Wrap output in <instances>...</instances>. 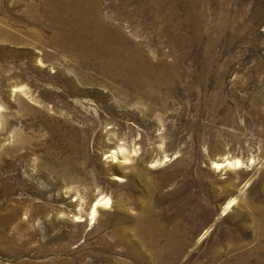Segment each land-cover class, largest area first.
Masks as SVG:
<instances>
[{
    "label": "rangeland",
    "instance_id": "rangeland-1",
    "mask_svg": "<svg viewBox=\"0 0 264 264\" xmlns=\"http://www.w3.org/2000/svg\"><path fill=\"white\" fill-rule=\"evenodd\" d=\"M0 264H264V0H0Z\"/></svg>",
    "mask_w": 264,
    "mask_h": 264
},
{
    "label": "bare ground",
    "instance_id": "bare-ground-1",
    "mask_svg": "<svg viewBox=\"0 0 264 264\" xmlns=\"http://www.w3.org/2000/svg\"><path fill=\"white\" fill-rule=\"evenodd\" d=\"M104 56V55H103ZM118 59L122 58L121 54H118L116 56ZM117 60L111 61L109 64H107V71H112L116 74L118 80L121 83H125L128 87H132L137 82H140V79L136 81L134 79V74H138V68L133 65V62L128 63L127 65L122 64ZM135 74V75H136ZM163 75V74H162ZM137 79V78H136ZM17 143L21 144L22 141H27V138L24 134H17ZM93 213H95V206L93 207ZM140 224V223H139ZM141 225V224H140ZM142 226V225H141ZM145 227V226H144ZM143 227V228H144ZM146 229V228H145ZM141 231V230H140ZM152 239V238H151ZM152 241V240H151Z\"/></svg>",
    "mask_w": 264,
    "mask_h": 264
}]
</instances>
